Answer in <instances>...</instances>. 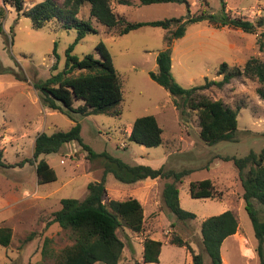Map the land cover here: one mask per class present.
I'll use <instances>...</instances> for the list:
<instances>
[{
	"label": "rangeland",
	"instance_id": "1",
	"mask_svg": "<svg viewBox=\"0 0 264 264\" xmlns=\"http://www.w3.org/2000/svg\"><path fill=\"white\" fill-rule=\"evenodd\" d=\"M38 1L24 0L23 9ZM110 1L113 10L129 21L187 19L202 9L215 18L223 16L222 0L152 4H141L139 0H130V4ZM224 1L231 16L254 22L259 17L264 18V0ZM0 4L4 8L0 17V149L4 162V166H0V226L12 229L9 245L0 244V264H51L64 247L73 243L69 229L57 223L45 224L51 213L60 208L62 198L84 197L88 183L100 177V161L87 159L82 146L71 141L57 152L40 155L39 158L46 160L56 173L54 181L45 183L37 182L35 163L20 161L31 157L37 134L68 130L75 121L80 123L83 142L95 152L107 151L129 164L145 163L157 167L165 163L166 167L177 169L198 168L177 185L180 207L195 214V218L186 221L177 220L163 205L162 179L145 178L125 183L111 173L106 175L108 199L134 197L144 211L140 233L126 226L117 231L124 242L117 264H191L188 249L169 242L172 232L188 241L195 252H201L204 264H209L201 243L200 223L225 210L235 214L238 229L220 246L221 264H259L255 252L257 239L245 210L237 169L232 161L217 157L243 156L249 150L258 152L263 146L264 99L255 92L258 81L234 77L222 88L212 86L203 91L211 98H220L232 107H240L236 139L206 145L199 137L196 112L187 107L177 109L174 100L180 102V99L174 98L149 77L148 72L156 70L157 52L164 48V29L142 26L115 35L116 30H109L92 20L96 32L87 33L74 42V28H64L56 20L33 28L31 20L17 12L11 0H0ZM88 8V3L83 4L78 17L87 18ZM263 29L264 24L257 26L255 33H249L227 26L216 27L206 20L188 23L184 35L171 45V73L175 81L190 87L202 83L204 77L220 78L217 69L222 62L241 66L251 56L263 58L264 52L259 51L256 42ZM99 42L105 44L121 78V114H73L69 117L48 108L35 84L64 68L65 52L71 44L72 54L78 57L85 54L99 57L95 50ZM142 115L156 118L162 129L160 145L146 147L127 139L134 119ZM205 178L213 181L220 192L219 197L193 198L189 195V183ZM255 206L264 217V209L258 204ZM32 232L33 237L26 241ZM145 237L162 242L158 262L142 261Z\"/></svg>",
	"mask_w": 264,
	"mask_h": 264
},
{
	"label": "trees",
	"instance_id": "2",
	"mask_svg": "<svg viewBox=\"0 0 264 264\" xmlns=\"http://www.w3.org/2000/svg\"><path fill=\"white\" fill-rule=\"evenodd\" d=\"M24 0H11L17 12H21L31 20L33 28H40L56 20L64 28H74V42L81 40L87 33L96 32L92 20L104 25L109 30H116L115 35H123L142 26L161 27L164 48L156 54V70L149 71V77L162 86L174 98L177 109L187 107L196 112L199 123V137L206 145L219 141L236 139L237 112L240 107H232L220 98H211L203 91L215 86L222 88L234 77L253 78L258 81L256 94L264 99V57H249L243 65H229L222 62L218 69V79L204 77L203 82L183 87L178 84L171 73V45L173 41L185 33L188 23L206 20L216 27L227 26L244 32L255 33L257 26L264 24V18L259 17L255 22L245 17L231 16L226 11L225 1L222 0L221 18H215L206 9L184 17H172L149 21H129L123 15L117 14L110 0H40L32 6L23 9ZM187 0H139L141 4L177 2ZM121 4H130V0H118ZM88 3L87 18H79L78 13L83 4ZM207 5V2H205ZM189 11V10H188ZM4 8L0 4V17ZM264 29L257 36L256 42L260 52H264ZM71 44L66 52L64 68L50 74L46 79L35 84L41 94V100L52 109L58 110L69 117L73 114L90 115L105 114L119 116L120 103L123 100L122 82L113 64L105 44L99 42L95 46L99 57L85 54L78 57L72 54ZM77 101H81L77 104ZM80 123H75L68 130H58L51 134H37L30 158L24 161L35 163L38 183L51 182L56 179L54 169L44 160L41 154L57 152L62 145L77 141L86 151V158L98 159L101 163L100 177L87 185L84 197L62 198L60 208L51 213L45 226L57 223L64 229H69L74 241L64 247L59 256L51 264H117L124 242L117 231L123 226L136 233L143 230L144 211L140 201L134 197L123 200L108 199L105 179L111 173L117 180L134 183L145 178L162 179L161 200L165 208L177 220L186 221L195 218L193 212L180 207L177 185L184 176L198 168L166 167L165 163L152 167L145 163L129 164L113 156L107 151L95 152L85 144L80 134ZM264 138V131L261 133ZM127 139L146 147H155L163 142L162 129L153 115H142L134 119ZM225 161H232L237 169L242 187V198L245 210L252 222L254 236L257 239L255 252L259 264H264V217H261L256 204L264 209V144L256 152L249 150L243 156H217ZM0 166H4L2 149H0ZM207 166V165H206ZM204 166V167H206ZM201 168V167H199ZM188 193L193 198H216L220 196L210 178L191 181ZM238 220L231 210L211 215L200 223L201 243L209 264H221L220 246L224 239L236 233ZM12 229L0 226V244L10 243ZM33 237L30 233L26 241ZM48 242V239H46ZM171 244L185 246L191 254V264H204L203 254L195 252L188 241L172 232L169 238ZM162 242L158 239L145 237L143 240L142 261L144 263L158 262Z\"/></svg>",
	"mask_w": 264,
	"mask_h": 264
},
{
	"label": "water",
	"instance_id": "3",
	"mask_svg": "<svg viewBox=\"0 0 264 264\" xmlns=\"http://www.w3.org/2000/svg\"><path fill=\"white\" fill-rule=\"evenodd\" d=\"M186 5H188V4L186 3Z\"/></svg>",
	"mask_w": 264,
	"mask_h": 264
},
{
	"label": "crops",
	"instance_id": "4",
	"mask_svg": "<svg viewBox=\"0 0 264 264\" xmlns=\"http://www.w3.org/2000/svg\"><path fill=\"white\" fill-rule=\"evenodd\" d=\"M150 179V178H149ZM243 191V190H242Z\"/></svg>",
	"mask_w": 264,
	"mask_h": 264
}]
</instances>
